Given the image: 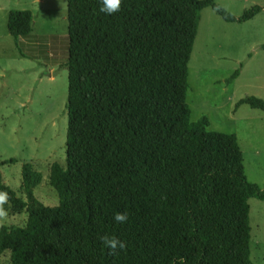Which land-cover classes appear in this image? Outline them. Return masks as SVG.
<instances>
[{"label":"trees","instance_id":"16d2710c","mask_svg":"<svg viewBox=\"0 0 264 264\" xmlns=\"http://www.w3.org/2000/svg\"><path fill=\"white\" fill-rule=\"evenodd\" d=\"M65 0L67 34L64 166L52 163L53 207L33 195L40 174L20 170L13 211L23 227H0V254L10 264H252L247 200H264V185L247 182L233 134L189 120L187 64L204 8L226 23H245L213 0ZM29 11L7 14L16 41L31 31ZM240 67V66H239ZM239 74L235 69L225 80ZM245 105L264 113V101ZM127 212V222L114 221ZM126 244L117 254L101 241Z\"/></svg>","mask_w":264,"mask_h":264},{"label":"rangeland","instance_id":"374dc122","mask_svg":"<svg viewBox=\"0 0 264 264\" xmlns=\"http://www.w3.org/2000/svg\"><path fill=\"white\" fill-rule=\"evenodd\" d=\"M238 17L264 0H213ZM29 11L31 31L14 41L6 30L9 12ZM65 0H0V181L15 197L20 170L30 164L40 174L33 195L53 207L57 196L48 184L52 163L64 166L66 131L67 34ZM240 66V67H239ZM239 75L225 80L235 70ZM253 96L264 101V11L245 23L223 22L207 7L201 10L187 64L185 103L189 120L204 116L207 131L233 134L242 156L247 182L264 185V113L237 100ZM250 261L264 264V200H247ZM4 227H23L24 209L11 207ZM0 264H10L8 253Z\"/></svg>","mask_w":264,"mask_h":264},{"label":"clouds","instance_id":"9594fccd","mask_svg":"<svg viewBox=\"0 0 264 264\" xmlns=\"http://www.w3.org/2000/svg\"><path fill=\"white\" fill-rule=\"evenodd\" d=\"M122 0H101L100 11L111 15L121 10ZM10 203V197L7 192L0 191V227H3L7 221L9 215L8 205ZM127 212H117L114 215V221L120 224L127 222ZM103 244L109 249L110 253L117 254V250H124L126 244L116 238L115 236L104 235L101 237ZM180 264H183V258H181Z\"/></svg>","mask_w":264,"mask_h":264},{"label":"crops","instance_id":"0c3cea01","mask_svg":"<svg viewBox=\"0 0 264 264\" xmlns=\"http://www.w3.org/2000/svg\"><path fill=\"white\" fill-rule=\"evenodd\" d=\"M238 75H239V74H238ZM237 77H238V76H237ZM237 77H236V78H237Z\"/></svg>","mask_w":264,"mask_h":264}]
</instances>
